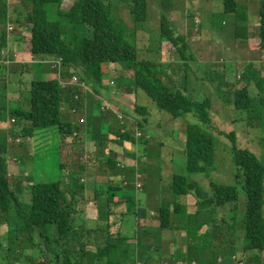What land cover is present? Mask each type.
Here are the masks:
<instances>
[{
  "label": "trees",
  "instance_id": "1",
  "mask_svg": "<svg viewBox=\"0 0 264 264\" xmlns=\"http://www.w3.org/2000/svg\"><path fill=\"white\" fill-rule=\"evenodd\" d=\"M62 1L20 0L12 9L11 6L7 7V0H0V67L6 68L3 64L6 56L3 54L8 48L7 26L15 13L19 14L21 19L17 16L12 22L22 21L23 29L29 32L27 37L31 54L58 58L61 65L60 79L30 80L23 83L24 90L21 91V95H24V102L19 108L9 113L10 119L19 122V128L8 132L11 136L20 138V143L16 144L17 148L25 149L28 158L32 160V147L28 139L33 137L35 131L57 128L59 134L63 136L61 138L63 141L78 132V126L66 120L64 115H75L81 112L87 97L74 84L68 83L66 88L62 89L59 81L69 82L70 78L76 75L83 85L95 89L96 84H101L103 78L105 79L108 75L106 66L110 65L109 70L117 74L116 93L129 94L131 111L134 110L136 114L145 118V122H149L150 114L145 107L139 106L138 102L141 98L137 96L136 91L143 92L158 111L171 118V122L183 119L186 115H191L195 121L197 120L195 123L183 120L184 138L182 141L178 137L175 138L176 145L184 144V148L178 151H184L187 171L193 177L209 178L213 172L218 171L216 138L219 145L223 144V137L230 141L231 162L238 169L240 185L238 183L218 184L209 178L211 197L204 196L216 207L229 203L238 207L243 201L242 229L245 243L242 253L247 255L245 257L244 254L243 264H262L264 261V164L258 157L259 154L252 151L248 143L244 147L241 144L238 147L236 133L231 127H229L232 129L231 132H225L211 116L212 104L225 109L228 106L233 115V122H237L235 118L240 113L239 115L244 116L240 120H244L246 130L261 126L264 131V94L260 93L257 87L262 81L261 65L242 63L231 78L220 72L214 65L215 69H209L210 74L205 76L204 80L212 87L215 99L211 101L212 98L209 97L210 99L206 98L200 102L187 93V90H182L181 86L176 87L167 83L166 80L170 78L160 60L140 58L136 46L129 37H126L130 28L112 15L111 0H74L73 5L66 12L60 9ZM116 1L129 8L133 25L137 27L141 24L138 30L141 34L140 41L149 43V40L142 39L154 32L153 24L147 20L149 0ZM47 5H56L59 10H48ZM222 6L224 14H231L233 17V32L241 33V36L235 34V39L242 41L247 38L245 33L247 13L238 8L237 0H222ZM258 25L257 33L260 39L258 48L264 54V0H260L258 6ZM173 26V22L168 20L165 13L160 14L159 27L155 33L156 47L147 51L158 53L161 51V43L167 41L179 55L182 64L188 67L195 58L189 51L184 34L176 31ZM84 33H89L90 37L83 35L81 38L80 36ZM2 83L5 82L2 81ZM172 86L175 88L172 89ZM109 87L110 85L104 82L102 93L95 90L92 91L94 96L87 92L85 94L94 98V105L97 107L99 116L98 122L112 129L119 111H125V107L120 105L117 113L103 108L107 105L101 104L100 100ZM133 91L135 96H132ZM1 108L0 117L4 115L1 111L6 110V107ZM126 123L134 132L120 130L117 134V142L125 139L136 145L142 140V137L137 136V131L141 132L140 122ZM122 126L123 124L120 123L119 128ZM167 127L169 128V125ZM8 151L9 147L4 135L0 137V210L6 213L7 216L2 217L4 226L12 232L9 236H13L7 237L11 245L7 246L5 262L8 260V264H22L25 260L27 264H30L29 261L35 259V251L44 256L42 261L45 264H132L135 261L132 255L133 248H130L127 237L118 232L113 222L109 223L108 218L112 220L110 208L117 204L105 197V191L96 192L94 195L97 207L94 218L101 214H98V203L105 202L107 208L105 218L108 221L98 219L93 228H86L83 222L92 219L93 216L90 213L86 219L83 214L84 210L86 212V199L83 195L85 186L81 181L75 180L73 184L65 187L62 185L63 180L34 183L27 201H21L18 195L22 193L21 188L15 184L13 190L7 178ZM222 151H225L223 146L219 147L218 153ZM221 157L226 158L222 155ZM19 158L21 163H24V157ZM171 171L169 169L172 174L170 187L164 191V194L169 193L170 190L172 196H170V204L163 206L159 211V228L170 227L173 222L178 224L183 221L186 224L189 217L197 216V214L193 216L187 214L181 202L173 204L177 198L192 195L206 203L204 196L201 195L204 193H201L200 182L194 181L189 176L176 173L175 175ZM79 175L82 178V174ZM95 188L98 190L97 187ZM142 188H145L144 183ZM117 190L119 189L107 191ZM240 190L244 194L242 198H239ZM200 200L196 203L200 204ZM168 207L172 208V213ZM186 227H189L188 223ZM185 229L188 232V229ZM40 241L41 245L38 244ZM28 249H32L28 254L30 258L27 254H23ZM249 250L253 251L251 256H248ZM235 252L228 247L227 252L224 251L221 255L227 256L226 260L234 264L231 256ZM150 259L149 254L142 264H148ZM217 260L218 255L211 254L207 263L200 259L197 264H216ZM178 262L190 264L191 260L182 258L178 259Z\"/></svg>",
  "mask_w": 264,
  "mask_h": 264
},
{
  "label": "rangeland",
  "instance_id": "2",
  "mask_svg": "<svg viewBox=\"0 0 264 264\" xmlns=\"http://www.w3.org/2000/svg\"><path fill=\"white\" fill-rule=\"evenodd\" d=\"M20 0H7V7L11 4V8H15L16 4ZM164 2L165 0H161ZM246 0H237V2L242 4ZM63 2V1H62ZM74 3V0H73ZM72 3V5H73ZM111 11L112 15L116 18H119L124 24L130 28V31L128 35L126 34V37H129L131 41L134 43V45L137 48L138 54L141 59L147 60L153 58L154 60H166L167 59V53L164 51H160L158 53L153 51H147L152 50L156 47V37H155V29L152 35L147 36L146 38H143L144 40H149V43H142L140 41V32L138 31L140 28L139 24L137 27L133 25L132 21V15L129 11V8L124 5L123 3H118L116 0H111ZM71 4V2H63L60 9L63 12H66L68 6ZM212 2L209 3L211 5V10H208L205 12H199L197 13V9L193 8H187L184 9L182 12L176 14L180 15V17L184 16V13L187 11H190L191 13L195 14L197 13L198 18L200 20H203V23L200 26H198L199 32L195 35L194 40H200V39H207L210 38L208 42H206V47L203 48L202 54L198 56V58H202L203 60L207 61L209 60V57L206 55V52L209 53H221L223 56L230 53L226 48V41L235 48H241L246 45V42L256 43L258 44V41L260 40L258 37V34L256 37H250L249 40L246 38V42H240L235 39V34L241 36L240 32H231L232 35L226 36V41L224 33H219L218 29L211 28L209 30V27L214 23V25L220 24L221 20L223 18L227 19L226 16H223L222 13H220V10L218 8V5L216 8L212 7ZM149 8V17L154 18L155 17V8L153 6L152 0L148 2ZM182 7V5L180 6ZM46 8L48 10H55L58 11L59 7L56 5H47ZM63 8V9H62ZM162 8L165 9V5L162 4ZM65 9V10H64ZM182 10V9H181ZM253 13L251 15H247L248 22H251L253 20L252 16L258 15V10L253 9ZM179 12V11H178ZM175 14V13H173ZM205 14H209V16L205 17ZM20 18L19 14H13L12 20L14 18ZM9 25L13 28V30H7V32L10 35L19 34L22 32L24 23L21 22H12ZM247 22V24H248ZM255 27L253 28L255 32H258L257 23L254 21ZM8 25V26H9ZM154 28V26H153ZM219 28V27H218ZM217 30V31H216ZM229 30V29H228ZM204 31V32H203ZM25 39H27V35L29 32L24 31ZM196 32L194 27V33ZM134 33V34H133ZM185 36L188 34L184 31L181 32ZM213 33V34H212ZM247 36L252 33V27H248L245 31ZM83 35H88L90 37L89 33H84L80 37L82 38ZM135 35V38H134ZM143 36V35H142ZM129 39V40H130ZM69 42V41H68ZM188 44V43H187ZM147 45L149 47H147ZM224 47V48H223ZM189 48V47H188ZM214 51V52H213ZM29 55H32L27 52ZM172 56L178 60L177 55L175 53H172ZM195 56V55H194ZM50 57V56H48ZM197 57V56H195ZM167 61V60H166ZM223 62V59H221ZM46 63L49 65L50 69L53 70L55 73L52 75L47 76L48 80H53L58 78L59 72L57 66L59 65L58 58H52L49 59V61H46ZM8 64V63H5ZM47 65V66H48ZM215 67L222 73L226 74L231 71L232 69H229L225 64H214ZM201 66V65H200ZM209 66V64H206V67ZM45 65H34L30 69L31 73L34 75V80L38 79H46L44 76H38L37 70L44 69ZM107 68V74L110 76V78L103 80L100 83H97L95 86V89L91 88L90 86L83 85L79 83L76 85L77 88H80L81 92L87 97V106L81 110L82 114L77 115L74 119H67L64 115V118L68 121H71L74 123V125L78 126L79 131L75 132L76 135H70L67 137L65 141L61 139L63 136L62 134H59V131L57 128H49L44 130H38L35 131L33 137L31 139H28V143L32 147L31 152V158L29 159L25 149L21 150L17 148L16 143L19 141L16 137H12L9 133V138L6 137L7 144L9 141H12L10 138L15 139L16 142L14 144H8L9 147V155L6 156V168H7V178L9 179V185L17 184L18 188H21L22 193H18L19 199L21 201H27V196L29 195L30 189L34 183H39L41 181L43 182H61L62 180L64 183L62 184L65 186H70L75 182V180H84L86 188L83 192V195L86 199V212L83 211L84 216H88L90 213L96 212V205H95V199L94 195L96 192L101 193L102 191H105V197H108L111 199V201L114 204H117L116 206L110 208L111 209V216L112 220L109 219V223H114V226L116 225L118 228V232L121 233L122 236L127 237L128 243L130 244V248H133L132 255L135 258V261L132 264H142L144 263V259L147 258V256L150 254L151 259L148 261V264H161L163 261L171 262L172 260L176 258H182L185 255V253H174L169 251V246L173 245V240L165 243L161 239V233L162 231L170 230L172 231V227H165V228H159L160 222L158 219V214L161 208L163 206H167L170 204V197L167 194H164L165 187L167 184H170V179L172 178V174H170L169 169L173 171V173L178 175H184L189 176L194 181L200 182L201 187V194L202 196L206 195L208 198L211 197V189H210V179L214 181V183H224V184H233L235 185L238 183L240 185V175L238 172V169L236 168L235 164L232 163V156L230 153V141L223 137L222 143L224 144H218L217 138H216V153L218 156V171L213 172V174L210 175L209 178L204 176H197L193 177L190 175L187 171L186 167V157L184 154V151H178L184 148V144L178 143L176 145L175 138L178 137L180 140H183L184 136V123L183 120H187L188 122L195 123L194 118L191 117V115H186L183 117V119L176 120L175 122H171V118L156 108V106L153 104V102L141 91H136L137 96L141 98V100L138 102L139 106L145 107L148 111L150 116L148 117L149 122H145L143 117L139 116L135 113L134 110L131 111V102L129 101V94L126 93L124 90H121L122 92L128 94V95H119L124 100L127 101L125 111H119L118 117L116 118V122L112 124L113 128H109L108 126L101 125V122H98V115L97 113V107L94 105V98L91 97L88 94H92L95 90L99 93L103 92L104 89V82L107 85H110L111 88H116L115 84L112 82L113 75L116 74L115 71H110V65L106 66ZM209 69H215L213 67V64H211ZM237 68H240V65L237 66ZM1 74H0V83L4 81L7 77H12L15 80L14 74H9L8 70L6 68H1ZM19 68L16 69V71ZM118 69V68H117ZM204 66H201L200 72L197 69V71H192V68H189L186 71V77L181 79L180 81L173 79L169 77V80H166L168 84H172L177 86H181L182 90H187L188 93L195 97L197 101L202 102L204 99L209 98L210 91L207 88V85H205V81L203 79V73H204ZM52 71V73H53ZM184 71V70H183ZM71 73V71H70ZM110 81V82H109ZM5 82V81H4ZM59 83H65L64 80H60ZM23 86V84H22ZM126 86V85H125ZM175 86H172V89L175 88ZM88 88V91H87ZM23 90V88L18 84L15 83V81H12L11 85L8 87L6 91V104L7 108L5 111H1L3 116L0 117V137L2 138L4 135L8 134V132H13L16 128H19V122L16 121L15 123H12L10 121V112L12 111L9 109L10 103H11V93H16V91L20 92ZM93 91V92H92ZM11 92V93H10ZM88 94H85V93ZM107 96V93L104 94V96ZM132 96H135V91L132 92ZM213 96V95H212ZM110 98V97H108ZM111 99V98H110ZM210 99V98H209ZM213 101V99H210ZM109 104H111L109 101H107ZM81 104V103H80ZM5 107V105L0 106ZM213 110H212V119L218 126H220L222 129L228 132H231L232 129L236 133V137L239 143H237L239 146H250V149L254 151L262 163L264 164V131L262 130L261 126H257L253 129H245L244 127V120L241 121L244 116L243 115H236L237 122H233L232 118L233 115L231 111L229 110L228 106L226 109L224 107L218 108L216 104H212ZM107 109H110L114 111L115 113L118 112L117 109L114 110L112 106H107ZM120 109V108H119ZM214 110H216L214 112ZM227 110V111H226ZM65 113V111H64ZM126 122H135L138 124L140 122V129L141 133L143 134L142 140L136 144V153L130 152L128 149L131 147L130 145L126 144L124 141H120L121 145H117V134L124 130L128 131L129 133H133L134 130L129 127V124ZM122 123V128H119V124ZM171 123V124H170ZM169 125V128L167 127ZM228 125V126H227ZM205 128V126H203ZM231 127V128H229ZM6 130V131H5ZM77 131V130H76ZM116 132V134H115ZM139 130L137 131V133ZM89 143V145L87 144ZM241 144V145H240ZM224 147V152H219V147ZM121 147V148H120ZM107 151L108 156L112 153L113 155H110V159L108 156H105L102 154V152ZM47 152V153H46ZM102 154V155H100ZM119 155L121 157H127L128 159H120L115 158V155ZM134 156H130V155ZM222 156H225L226 158H222ZM19 157H24L25 161L24 163H21V159ZM131 159V160H130ZM135 161H132L134 160ZM109 160L115 161L116 165V171L115 168L111 169L109 166H107V162ZM91 164H88L90 163ZM84 164L85 169H81L80 167ZM96 165V171L93 170V166ZM121 165H126L127 170L129 173H124L120 169V167H123ZM115 171V172H114ZM106 172L112 173V174H106ZM114 172V173H113ZM79 174H84L83 178L80 177ZM175 174V175H176ZM91 175H95V187H92L91 184ZM141 177V181L144 182L145 188H139L137 182L138 177ZM119 190L115 192H108L109 189H116ZM14 190V188H13ZM157 193V194H156ZM243 192L240 190L239 198L243 197ZM190 196V195H186ZM183 197L177 198L174 203L183 202L186 199ZM164 199H168L167 201H163ZM204 199L206 203L201 202L200 204H197L198 207L201 209L199 210H209L210 208H215L216 206L209 203L207 198L204 196ZM193 201V200H192ZM189 202V199H188ZM105 205V202H102ZM99 204V203H98ZM196 206V209L198 208ZM170 213H172V208L168 207ZM186 208V207H185ZM243 210H240L242 209ZM189 209V208H188ZM239 213L244 211V204L243 201L240 202L238 207ZM187 210V209H186ZM153 212V213H152ZM195 211H191L190 213L187 212V214L191 215V213H194ZM7 216L5 212L0 210V264H3L5 262V259H7V252L8 247L11 245V242L9 243L7 240V237L12 234V232H9L6 226H4V222L2 217ZM94 216V215H92ZM244 218V215H238L236 217V220L240 223ZM88 219V217H86ZM100 219L101 221H108L105 218V212H102L99 214L96 218L88 219L83 222L84 227L86 228H93L97 220ZM190 220V217L188 218ZM79 220V219H78ZM192 222L199 220L197 218L192 219ZM13 222V221H11ZM183 222V221H182ZM180 227L182 223H178ZM173 225V223H172ZM171 228V229H170ZM177 231H181L177 230ZM12 238L11 236H9ZM163 246V249L158 252V258L154 257L155 249L158 248V244ZM41 245V241L38 243ZM8 246V247H7ZM169 247V248H168ZM171 249V248H170ZM32 249L25 250L23 254H30ZM248 256H251L253 254L252 250L247 251ZM238 253V252H236ZM35 259L32 261H29L30 264H38L41 262L42 264H45L44 256L42 254H39L37 251H35ZM29 256V255H28ZM30 258V256H29ZM218 260L220 258L218 257ZM2 261V262H1ZM24 263L27 264L25 260H23ZM28 262V263H29ZM5 264H8V260H6Z\"/></svg>",
  "mask_w": 264,
  "mask_h": 264
},
{
  "label": "crops",
  "instance_id": "3",
  "mask_svg": "<svg viewBox=\"0 0 264 264\" xmlns=\"http://www.w3.org/2000/svg\"><path fill=\"white\" fill-rule=\"evenodd\" d=\"M63 2L64 3L71 2V4L68 6L69 8L72 5L73 0H63ZM152 2L155 8V17L150 18L148 16L147 20L153 24L155 31L157 32L158 27H159L160 14L165 13L169 17L170 21L173 22V25H174L173 27L176 31H179L180 33L184 31L185 33L188 34L187 36L185 35L184 36L188 43L189 50L191 54H193V56L194 55L197 56V57L194 56L195 61H193L192 63H189L190 66L186 67V65H183L180 62L179 58H177L178 60H176V58L172 56V53H175V51L170 46V44L166 41H163L161 43V51H164L165 53H167V59H166L167 61L166 60L165 61L160 60V61L164 64V68L167 74L169 75V77L176 79L177 81L178 80L180 81L181 79L183 80V78L186 77V71L189 69V67L192 68V71H197L198 69L199 73H202L200 72V68L201 66H204V69H203L205 71L203 73V79H204L205 76H208L210 74L208 67L211 64H213V66L214 64H225V66H227L229 69H232L231 71L227 73V76L231 78L233 73L238 69L237 68L238 65H240L241 67L242 63L244 65L247 63H254V65L256 66L261 65L262 67V72H263L262 81L260 82L261 85L260 86L257 85V87H259L258 91L264 94V54L258 48L259 41H258V44H256L255 42L254 43L246 42L247 40L250 39V37H256V35L258 34L253 29L256 25L254 24V21L255 23H257V26H258V15L252 16L253 20L251 22L247 21L248 22L247 26L252 27V33L247 36V40L246 38H244L242 41H240V42H246V45L241 48H235L226 41L227 34L232 35L231 32L234 31V28L232 27L233 17L232 15L224 14L222 0H165L164 2H162L161 0H152ZM211 2L213 3L212 7L214 8H216L218 5L220 13H222L223 16H226L228 20L223 18L220 24L218 25L216 24L214 25V23H212V25L209 27V30L213 28V29H218L219 33H224L225 35L224 40L226 41L225 42L226 48L230 53L223 56L221 53H209L207 51L206 55L209 57V60L205 61L202 58H198V56L202 54V50L203 48L206 47V42H208L210 38L200 39V40H194L193 38H195V35L199 32L198 26H200L201 28V25L203 23V20H200L198 18L197 13L199 12L206 13L208 10H211V5H209V3ZM259 2L260 0H246L242 2V4L239 5V8L241 10H244L247 13V15H251V13L254 12L253 9L258 10ZM162 4L165 5V9L162 8ZM181 5L182 7H180ZM10 6L11 4L8 5V7ZM187 8L197 9V13L193 14L190 11H187L184 13L183 17H180V15H176ZM207 16H209V14H205V17ZM194 27L196 30L195 33H194ZM24 31H26V29L22 30L21 33L16 34V35H14L16 32L13 35L9 34L8 48L6 51V59L3 61V64L6 66V70H8L9 74H14L15 80L9 76L4 79L5 81L4 84L2 82L0 83V106L5 105L6 108H7L6 91L8 87L11 85L12 81H15V83L16 84L19 83V85L24 90V87L22 86V84L24 82H29L30 80H34V75L30 71L32 66L34 65H45L46 66L44 69L37 70L38 76H44L46 78L45 80L49 79L47 76L55 73L53 70H49L50 67L46 63V61H49V59H52L54 57H48L44 55H40V56L29 55L26 53V50H27V52L31 54L29 43H28V37L26 36L27 39H25ZM221 59H223V62L221 61ZM5 63H8V64H5ZM206 64H209V66L206 67ZM17 68L19 69L16 71ZM0 74H1V69H0ZM108 78H110V76L106 75L105 79H108ZM38 80H41V79H38ZM112 82L115 84L116 88L114 89V88L109 87L107 89V95L111 99L108 98L106 95L103 98L105 99V101H109L112 104L114 110L115 109L118 110L120 105L126 107L125 105L127 101L124 100L121 96H119L116 93V89L118 87L117 74L113 75ZM205 85H207V88L210 91V93H208L210 97L212 99H215V96L213 95V89L210 86V84L205 83ZM21 91L20 92L16 91V93L10 92L11 93L10 94L11 103H10L9 109L11 110L17 109L24 102V95H21ZM92 96H94L93 93H92ZM103 98L102 100H104ZM86 106H87V99L85 101L83 108H85ZM79 114H82V113L79 112L75 115L68 114V115H65L66 116L65 118L74 119ZM6 137H8V134H6ZM87 144L89 145V143ZM121 144L120 142L117 143V145H121ZM130 146H131L130 148L134 147L133 145H130ZM133 149H136V146ZM8 154H9V151H8ZM102 154H104L105 156H108V152L105 150L104 152H102ZM110 155H113V154L111 153ZM110 155L108 156V158L110 157ZM115 158L121 159V156L117 154L115 155ZM88 164H91V162ZM96 165L98 164H95L93 166V170L95 171H96ZM106 165L109 166V168L111 169L115 168V171H116V167L114 166L113 160H109ZM106 174H112V173L106 172ZM90 179H91L92 187L95 188V185H96L95 175L93 176L91 175ZM164 189L167 190L168 187ZM184 198L186 200L183 201L182 204L186 207L187 209L186 211L188 213H190L191 211H195L194 213H191V215L193 216L194 214H197V216L195 215V218L199 220L193 223L191 218L190 220L188 219L187 223L189 227H186L187 223L184 224L183 222L181 226L178 227L177 226L178 224L173 222L174 225L170 226L172 227V231L170 230L162 231L161 240L163 242L168 243L172 240L176 242V243H173V245L169 246L171 249L168 247L169 251L174 252V253H177V252L185 253L186 256L182 258H185V259L188 258L191 261L196 262V263L200 259H203L204 263H207L208 257L211 254L212 255L216 254L218 255L219 258L223 259L222 264H224V262H226L227 264H230V262L226 260L227 256L222 257L221 255L222 252L224 251L227 252L228 247L238 252V253L235 252V254H233L232 256L239 257L242 254V249H243L245 240L243 239L242 221L239 223L236 220V217L238 215H242L243 211L239 213L238 211L239 209L233 203H229L225 206H220V207H215V208L212 207L209 210H199L201 208L198 207L196 200L192 195L185 196ZM188 199H189V202H188ZM167 200L168 199H164L163 201H167ZM196 206L198 207L197 209H196ZM240 210H243V208ZM197 211L199 213H196ZM102 212H106L105 205L103 203H99L98 214ZM91 215H94L92 217L94 218L95 212L92 213ZM195 218H192V219H195ZM186 219L184 220V222L186 221ZM185 228L188 229V232L186 231ZM180 229L182 232L177 231ZM161 249H163V246L159 242L158 248L155 249L154 257L159 259L158 252H160ZM244 254L246 257L247 256L246 253ZM263 257H264V253H263ZM182 258H176V259H182Z\"/></svg>",
  "mask_w": 264,
  "mask_h": 264
},
{
  "label": "clouds",
  "instance_id": "4",
  "mask_svg": "<svg viewBox=\"0 0 264 264\" xmlns=\"http://www.w3.org/2000/svg\"><path fill=\"white\" fill-rule=\"evenodd\" d=\"M150 1V0H149ZM148 1V2H149ZM238 3V2H237ZM17 4V3H16ZM148 8H149V5H148ZM238 8H239V4H238ZM241 10V9H240ZM148 14H149V12H148ZM231 15V14H230ZM168 17V16H167ZM168 20L170 21V19H169V17H168ZM171 22V21H170ZM172 24V23H171ZM9 26H11V25H9ZM9 26H7V30H8V27ZM8 33V32H7ZM8 37H9V33H8ZM167 42V41H166ZM169 43V42H168ZM170 44V43H169ZM171 46V45H170ZM188 46V45H187ZM189 47V46H188ZM7 51V50H6ZM190 51V50H189ZM176 54V53H175ZM3 55H5L6 56V52L3 54ZM177 55V54H176ZM178 56V58L180 59V57H179V55H177ZM59 61V60H58ZM172 62V61H171ZM180 62L182 63V60L180 59ZM61 66V65H60ZM57 68H59L58 69V72L59 73H61V68L60 67H57ZM190 68V67H189ZM74 76H76V75H74ZM60 74H59V76H58V78L57 79H60ZM77 77V76H76ZM71 79V78H70ZM77 80H78V82L76 83V84H74V86H76V85H78L79 83H81L80 81H79V79L77 78ZM205 81V80H204ZM81 84H83V83H81ZM61 86V85H60ZM87 90H88V88H87ZM92 95V94H91ZM100 102H101V104H104V105H107V106H112V104H109L107 101H105V99L104 100H100ZM107 106H105V107H103V108H107ZM113 107V106H112ZM81 110H82V108H81ZM238 114H240V113H238ZM12 120V118L10 119V121ZM14 120V119H13ZM12 123H15V120H14V122H12ZM8 135H9V133H8ZM73 135H76V134H73ZM137 136H138V138L139 137H143V134L141 133V132H138L137 133ZM10 136H8V138H9ZM13 137V136H12ZM12 137L10 138L12 141H9L8 142V144H14V141L13 140H15V139H12ZM14 138V137H13ZM17 139H19L20 140V138L19 137H16ZM123 141L124 142H126V144H130V145H133L134 147L136 146L135 144H132L131 142H129V141H127V140H125V139H123ZM119 142V141H118ZM20 143V142H19ZM17 144V143H16ZM133 147V148H134ZM133 148H129L128 150L130 151V152H132V153H136L137 152V149H133ZM131 156H134V155H132L131 154ZM109 159H110V157H109ZM121 159L122 160H124V159H128L127 157H121ZM131 160V159H130ZM132 161H135V159L134 160H132ZM114 166L116 167V165H115V161H114ZM121 166H123V167H120V169L122 170V171H124V172H126V173H129L130 172V170L128 171L127 170V166L126 165H121ZM81 169H85V167H84V164H82V166L80 167ZM173 172V171H172ZM83 176H84V174H82V178H83ZM138 177V182H137V184H138V186H139V188H142V184L144 183L143 181H141V177L140 176H137ZM81 182H82V185H84L85 186V188H86V185H85V182L83 181V180H81ZM166 187H170L169 186V184H167V186ZM165 187V188H166ZM169 193H170V190H169ZM169 195V197H170V195H171V193L170 194H168ZM172 196V195H171ZM238 208V207H237ZM243 224V223H242ZM231 259L234 261V264H243V261H244V254L242 253L239 257L238 256H231ZM166 262H168V261H163L161 264H164V263H166ZM222 262H223V259L222 258H220V260H217V263L216 264H222ZM170 263H172V264H187V263H179L178 262V259H176V260H172ZM225 263V262H224ZM190 264H197L196 262H193V261H191L190 262ZM262 264H264V262L262 263Z\"/></svg>",
  "mask_w": 264,
  "mask_h": 264
},
{
  "label": "built area",
  "instance_id": "5",
  "mask_svg": "<svg viewBox=\"0 0 264 264\" xmlns=\"http://www.w3.org/2000/svg\"><path fill=\"white\" fill-rule=\"evenodd\" d=\"M8 30L11 31V30H13V28H12L11 26H9V27H8ZM57 67H60V64H59ZM77 82H78L77 77L73 75V76L71 77V79L69 80V82L65 81V83H63V84L60 83V85H61V88H62V89H65L66 86L68 85V83H69V84H76ZM11 122H14V120L12 119ZM18 140H19V139H18ZM13 141L16 142V140H13ZM19 142H20V140H19L17 143H19ZM136 264H139V263H136ZM164 264H172V263H170V262H166V263H164Z\"/></svg>",
  "mask_w": 264,
  "mask_h": 264
}]
</instances>
